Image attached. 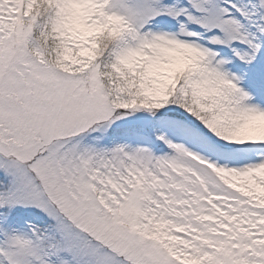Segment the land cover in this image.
Returning a JSON list of instances; mask_svg holds the SVG:
<instances>
[{
    "label": "snow or ice",
    "instance_id": "6c2138e0",
    "mask_svg": "<svg viewBox=\"0 0 264 264\" xmlns=\"http://www.w3.org/2000/svg\"><path fill=\"white\" fill-rule=\"evenodd\" d=\"M0 264H264V0H0Z\"/></svg>",
    "mask_w": 264,
    "mask_h": 264
}]
</instances>
